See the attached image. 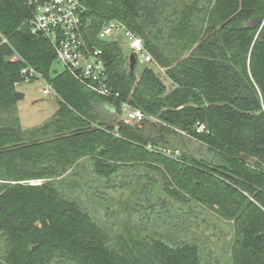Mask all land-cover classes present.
Returning a JSON list of instances; mask_svg holds the SVG:
<instances>
[{
    "label": "trees",
    "instance_id": "16d2710c",
    "mask_svg": "<svg viewBox=\"0 0 264 264\" xmlns=\"http://www.w3.org/2000/svg\"><path fill=\"white\" fill-rule=\"evenodd\" d=\"M82 1L86 35L103 50L118 97L92 92L67 69L53 74L56 53L32 33V9L0 0V264H204L198 245L102 226L74 198L83 186L71 176L84 161L107 188H123L114 180L137 170L149 208L160 189L232 221V264H264V0ZM257 16L263 23L255 26ZM112 19L143 38L171 88L152 66L139 77L135 68L130 73L122 41L97 38ZM13 54L20 60L11 61ZM27 65L60 96L54 116L34 128H24L17 115L23 94L15 82ZM122 102L163 123L101 118L99 104L120 113ZM182 131L218 162L165 154V136ZM37 179L43 183L27 182ZM91 189L102 197L99 186Z\"/></svg>",
    "mask_w": 264,
    "mask_h": 264
},
{
    "label": "rangeland",
    "instance_id": "374dc122",
    "mask_svg": "<svg viewBox=\"0 0 264 264\" xmlns=\"http://www.w3.org/2000/svg\"><path fill=\"white\" fill-rule=\"evenodd\" d=\"M122 47L125 55L131 54L132 50L125 38L122 39ZM145 66L147 65L137 62L135 66L137 77ZM149 66L154 67L168 88L172 87L165 70H161L153 63ZM52 70L54 74L55 71L63 70V67L55 61ZM45 85V81L38 78L32 82L22 81L16 86L23 94V99L17 104V115L24 128H34L44 124L57 110L59 99L52 92L43 94L42 89ZM97 109L100 110L101 118L105 121L120 118V113L109 104L101 103ZM181 135L165 136L169 139L167 147L179 149L180 153H188L198 162L210 166L218 162L215 154L203 142ZM143 170L150 171L145 168ZM76 171L78 176L72 175L71 179H76L83 189L75 191L74 198L78 199L83 209L90 212L94 219L113 234L131 230L135 235L161 238L178 245L195 244L200 247L204 264H232L231 246L234 238L232 221L222 219L216 212L194 200L185 203L160 189L150 195V202L154 204V208L147 207L143 202L144 195L140 192L145 178L140 180L137 170H133L130 176L129 170H125L126 178L122 179L120 174L114 180L123 181L124 187H111L112 189L107 188V185L93 174L88 161H84ZM91 186L100 187L101 198L93 195ZM163 202L167 205V211L164 210ZM1 245L0 242V249Z\"/></svg>",
    "mask_w": 264,
    "mask_h": 264
},
{
    "label": "built area",
    "instance_id": "2783aa9c",
    "mask_svg": "<svg viewBox=\"0 0 264 264\" xmlns=\"http://www.w3.org/2000/svg\"><path fill=\"white\" fill-rule=\"evenodd\" d=\"M32 9V17L29 19L31 31L38 36L46 37L52 44L58 61L64 69H67L73 77L84 84L92 92L110 98L120 96L109 84V72L104 52L101 48L92 45L86 35L88 27L84 21L86 7L82 0H22ZM97 38L107 41H122L125 38L135 54L136 61L142 64L161 67L154 56L147 50L141 36L136 34L122 21L117 19L105 23L97 34ZM6 41V39H4ZM11 61H19L20 57L13 54ZM136 62V63H137ZM21 78L15 82H32L38 78L45 81L43 94L51 92L59 99L60 96L53 84L48 81L33 66L27 65L21 69ZM120 118L127 123L138 124L145 119L156 123H163L158 117L147 115L141 109L130 105L128 102L121 103ZM116 130L118 127L116 126ZM205 129L204 124L198 122L197 131ZM183 134H188L182 131ZM167 155H180L179 149L170 147L162 148ZM31 185H40L42 179L27 181Z\"/></svg>",
    "mask_w": 264,
    "mask_h": 264
},
{
    "label": "water",
    "instance_id": "95a60500",
    "mask_svg": "<svg viewBox=\"0 0 264 264\" xmlns=\"http://www.w3.org/2000/svg\"><path fill=\"white\" fill-rule=\"evenodd\" d=\"M253 25H260L261 23H263V17L262 16H257L255 17L253 20ZM136 56L135 54L131 53L129 55V70H130V73L133 72L134 68H135V65H136ZM34 248H37V246H35Z\"/></svg>",
    "mask_w": 264,
    "mask_h": 264
}]
</instances>
